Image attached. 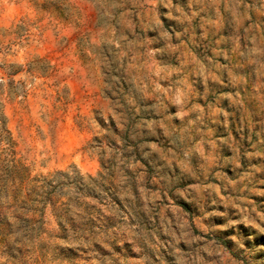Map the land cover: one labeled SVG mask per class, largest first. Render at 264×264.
I'll use <instances>...</instances> for the list:
<instances>
[{
  "label": "rangeland",
  "instance_id": "rangeland-1",
  "mask_svg": "<svg viewBox=\"0 0 264 264\" xmlns=\"http://www.w3.org/2000/svg\"><path fill=\"white\" fill-rule=\"evenodd\" d=\"M13 164L0 264H264V0H0Z\"/></svg>",
  "mask_w": 264,
  "mask_h": 264
},
{
  "label": "trees",
  "instance_id": "trees-1",
  "mask_svg": "<svg viewBox=\"0 0 264 264\" xmlns=\"http://www.w3.org/2000/svg\"><path fill=\"white\" fill-rule=\"evenodd\" d=\"M6 172L4 175L0 176V192L4 193L6 192V186L8 183H16L17 181L22 183L23 177L21 176L22 172H26V168L20 164H13L10 167H5ZM14 192H17V189L15 188L13 190ZM51 193H47V195H50Z\"/></svg>",
  "mask_w": 264,
  "mask_h": 264
}]
</instances>
